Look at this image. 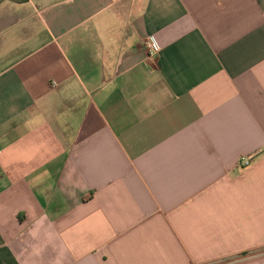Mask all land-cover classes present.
Here are the masks:
<instances>
[{
	"label": "crops",
	"instance_id": "obj_1",
	"mask_svg": "<svg viewBox=\"0 0 264 264\" xmlns=\"http://www.w3.org/2000/svg\"><path fill=\"white\" fill-rule=\"evenodd\" d=\"M0 264H264V0H0Z\"/></svg>",
	"mask_w": 264,
	"mask_h": 264
},
{
	"label": "built area",
	"instance_id": "obj_2",
	"mask_svg": "<svg viewBox=\"0 0 264 264\" xmlns=\"http://www.w3.org/2000/svg\"><path fill=\"white\" fill-rule=\"evenodd\" d=\"M144 45L147 49L148 55L149 56H155L158 54L159 50H160V46L158 45V43L155 41V39L152 36H148L145 39ZM249 163V159L248 158H241L239 160V165L240 166H245Z\"/></svg>",
	"mask_w": 264,
	"mask_h": 264
}]
</instances>
